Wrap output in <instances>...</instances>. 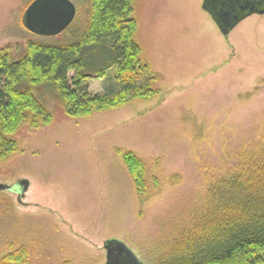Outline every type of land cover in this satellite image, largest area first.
I'll return each instance as SVG.
<instances>
[{
  "label": "rangeland",
  "instance_id": "rangeland-1",
  "mask_svg": "<svg viewBox=\"0 0 264 264\" xmlns=\"http://www.w3.org/2000/svg\"><path fill=\"white\" fill-rule=\"evenodd\" d=\"M33 1L0 0V51L12 59L29 41L71 42L87 25L90 0H70L72 23L37 34L23 23ZM204 2L134 0L135 38L156 77L150 98L71 116L50 86L40 89L52 119L22 122L0 159V183L29 182L21 196L0 190V263L105 264L106 244L120 240L153 264L222 213L211 186L264 155V12L225 36ZM116 73L90 91L120 89ZM126 151L143 162V192Z\"/></svg>",
  "mask_w": 264,
  "mask_h": 264
},
{
  "label": "trees",
  "instance_id": "trees-1",
  "mask_svg": "<svg viewBox=\"0 0 264 264\" xmlns=\"http://www.w3.org/2000/svg\"><path fill=\"white\" fill-rule=\"evenodd\" d=\"M137 25L134 0H90L87 25L76 40L58 44L32 40L18 59L0 51V159L16 149L11 135L22 122L38 125L52 119L38 95L43 86H50L71 116L157 93L149 87L148 81L156 77L141 57ZM111 69L117 70L120 89L91 92L90 81L103 78ZM141 78L147 79L143 86ZM123 157L138 191L143 192V162L130 151L123 152ZM242 168L245 174L234 172L218 187L211 186L222 213L191 234L184 247L153 264H264V155Z\"/></svg>",
  "mask_w": 264,
  "mask_h": 264
},
{
  "label": "water",
  "instance_id": "water-1",
  "mask_svg": "<svg viewBox=\"0 0 264 264\" xmlns=\"http://www.w3.org/2000/svg\"><path fill=\"white\" fill-rule=\"evenodd\" d=\"M264 0H205L204 9L213 17L221 32L227 36L239 22L254 12H264ZM76 7L70 0H34L23 16L24 25L41 35L57 34L73 21ZM29 187L26 179L14 184L0 183V190L24 195ZM108 256L105 264H122L112 259V250L124 255L130 264H143L136 253L120 240L106 244Z\"/></svg>",
  "mask_w": 264,
  "mask_h": 264
},
{
  "label": "flooded vegetation",
  "instance_id": "flooded-vegetation-1",
  "mask_svg": "<svg viewBox=\"0 0 264 264\" xmlns=\"http://www.w3.org/2000/svg\"><path fill=\"white\" fill-rule=\"evenodd\" d=\"M107 256H108V252H107ZM112 259L114 261H119L122 264H130L128 262V260L124 257V255H121L119 253H117L116 251L112 250ZM107 261V260H106ZM141 261V260H140ZM142 262V261H141Z\"/></svg>",
  "mask_w": 264,
  "mask_h": 264
}]
</instances>
